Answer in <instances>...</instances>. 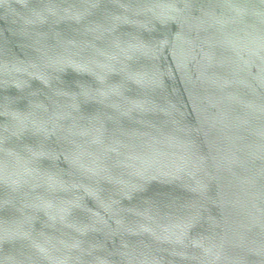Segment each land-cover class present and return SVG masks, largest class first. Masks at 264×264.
<instances>
[{
  "label": "water",
  "instance_id": "95a60500",
  "mask_svg": "<svg viewBox=\"0 0 264 264\" xmlns=\"http://www.w3.org/2000/svg\"><path fill=\"white\" fill-rule=\"evenodd\" d=\"M0 264H264V0H0Z\"/></svg>",
  "mask_w": 264,
  "mask_h": 264
}]
</instances>
